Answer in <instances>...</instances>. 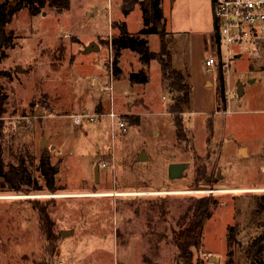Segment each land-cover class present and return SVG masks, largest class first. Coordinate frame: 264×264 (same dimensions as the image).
<instances>
[{"label":"rangeland","instance_id":"obj_1","mask_svg":"<svg viewBox=\"0 0 264 264\" xmlns=\"http://www.w3.org/2000/svg\"><path fill=\"white\" fill-rule=\"evenodd\" d=\"M46 1L37 15L22 9L13 17L7 25L12 44L0 55L5 98L0 168L7 172L23 164L42 188L22 186L16 192L0 177V264H183L173 234L192 215L191 203L201 198L216 204L193 250V264H225L229 250L231 264H247V246L264 232V44L231 51L221 46L225 99L220 101L217 68L205 66L209 55L219 60L211 0H201L195 14L193 7L187 14L182 6L174 31L165 35L172 65L187 72L190 85L179 141L159 63H150L147 83L134 85L128 80L139 68L134 52H122L118 76L105 65L113 53L110 40L118 33L112 25L124 22L128 32L139 31V5L125 16L117 5L121 0H70L69 8L60 11L53 0ZM174 1L162 0L167 20ZM184 1L177 0L179 5ZM95 39L99 50L84 54ZM146 39L152 51L160 49L157 33ZM81 61L92 65L80 66ZM102 70L106 82L100 83L110 84L109 92L90 79ZM238 81L244 84L242 95L236 91ZM77 115L95 119L75 125ZM135 117L139 122L131 125L128 120ZM118 118L125 132L117 127ZM42 140L47 147H40ZM141 153L146 158L140 160ZM43 154L54 167L53 192L39 171ZM179 162H188V168L182 178L170 180L168 165ZM207 189L247 190L196 193ZM35 204L45 207L53 222L56 250L50 257ZM229 227L234 235L230 248ZM258 248L264 262L263 240Z\"/></svg>","mask_w":264,"mask_h":264},{"label":"trees","instance_id":"obj_2","mask_svg":"<svg viewBox=\"0 0 264 264\" xmlns=\"http://www.w3.org/2000/svg\"><path fill=\"white\" fill-rule=\"evenodd\" d=\"M213 1L214 0H211L212 7ZM46 2V0H0V55L3 53L4 47H9L12 44L14 37L13 32L7 29V25L10 24L13 17L22 9H26L31 16L37 15L46 5ZM51 4L57 11L67 10L70 5V0H53ZM136 5L140 7L143 22V27L138 32H128L124 22L112 25L118 28V33L113 35L111 39V47L113 50V75L118 76L121 72L118 62L123 50L134 52L138 56V61L141 65V69L138 72H132L128 75V80L132 85L147 83L149 65L152 61H157L160 65L161 76L170 90L171 102L167 111L171 115L176 137L180 141L184 138L181 114H183L190 105L188 74L174 68L172 65V56L165 41L161 0H121V11L126 16L134 10ZM213 32L219 43L215 22H213ZM153 33H157L160 37V49L157 52L150 49L148 40L146 39L147 35ZM222 64L219 57L215 67L217 68V87L220 101L225 99V81ZM4 101L5 98L0 91V139L3 137L2 116L5 112ZM128 121L131 122V125H137L139 119L138 117L129 118ZM39 171L45 179V187L47 190L53 192L55 171L49 159L44 154L39 160ZM0 177L5 179L10 190L16 192L23 191L22 186L34 190L42 189L35 186V181L32 180L23 164L15 168H10L7 172H4L3 169L0 168ZM215 204L216 200L210 201L207 198H201L192 202L188 209L192 212V215L187 219L184 227L174 232L173 242L178 251V258L183 264H193V250L199 248L201 244L204 223L211 216L210 207ZM34 210L37 213L40 231L46 241L45 254L50 257L56 250V244L53 245L55 236L52 232L53 222L45 207L35 204ZM233 240V229L229 227L226 238L228 248L231 247ZM260 240L264 241V232L262 236L247 246L245 250L247 264H264V262L258 259V255L263 252L262 248H258ZM232 255V251L229 250L227 252L228 259L225 264H231Z\"/></svg>","mask_w":264,"mask_h":264},{"label":"built area","instance_id":"obj_3","mask_svg":"<svg viewBox=\"0 0 264 264\" xmlns=\"http://www.w3.org/2000/svg\"><path fill=\"white\" fill-rule=\"evenodd\" d=\"M213 22L216 23L219 43L213 32L214 44L217 48V54L221 58L220 51L223 45L227 51L233 50L238 46L249 45H263L264 44V0H214L212 7ZM110 50L111 40H110ZM236 54V53H234ZM232 56L228 54L229 58ZM105 65L109 69V74L113 75V53L109 52L108 57L104 60ZM205 66L208 70H212L216 66V58L209 55L205 59ZM99 85L100 89L104 92L112 90L110 84H95ZM111 119L116 115L111 112L109 114ZM86 118L89 121H94L95 116L91 115H77L73 117L75 125H81L82 119ZM117 127L125 132L126 125L119 118L117 119ZM219 190H197L199 194H212L217 193ZM62 264V263H59Z\"/></svg>","mask_w":264,"mask_h":264},{"label":"crops","instance_id":"obj_4","mask_svg":"<svg viewBox=\"0 0 264 264\" xmlns=\"http://www.w3.org/2000/svg\"><path fill=\"white\" fill-rule=\"evenodd\" d=\"M203 4V3H202ZM117 5H118V7L121 9V1L120 2H118L117 3ZM182 6H186L185 7V9H184V12H186L187 14H190V10H189V8L188 7H193L194 8V11H193V14H195V11H197V10H200L201 11V9H200V6H201V0H186V1H184L182 4H178V2H177V0L176 1H174V3H173V6H172V12H171V14H170V19L169 20H167L166 18H164V15H163V23H164V29H165V35L169 32H173L174 31V25H175V20H176V16H177V18L180 20V17H179V15H180V12L182 11ZM161 9H162V14H163V5H162V0H161ZM177 10H179V13L178 14H174V12L175 11H177ZM141 11V10H140ZM203 11H204V20H206V18H207V15H206V11H205V8L203 7ZM176 15V16H175ZM141 19H142V16H141ZM114 20V19H113ZM111 21H112V18H111ZM205 26H206V22L205 23H202V28H203V30H205L206 28H205ZM143 27V22H142V20H141V28ZM140 28V29H141ZM211 28H212V32H213V25L211 26ZM139 29V30H140ZM208 30V29H207ZM71 31H66L65 33H70ZM138 32V31H137ZM136 33V32H135ZM97 39H95V40H93L94 42L96 41ZM148 40V39H147ZM92 42V41H91ZM97 43V42H96ZM149 43V42H148ZM98 44V43H97ZM99 45V44H98ZM100 46V45H99ZM150 47V46H149ZM151 49V48H150ZM125 50H123L122 52H124ZM122 52H121V54H122ZM155 52V51H154ZM120 58H121V55H120ZM120 58H119V61H120ZM137 61H138V56H137ZM89 62V61H88ZM139 62V61H138ZM119 63V62H118ZM82 64H84V65H82ZM85 64H88V65H92V63H87V61H84V62H80V66H85ZM119 66V65H118ZM150 66V65H149ZM141 69V65H140V63H139V68L137 69V71L136 72H138L139 70ZM177 69V68H176ZM78 70H80L81 72L83 71V70H85V69H78ZM148 70H149V68H148ZM178 70H180V69H178ZM94 71V70H93ZM180 71H182V72H184V70H180ZM93 74V76L90 78L91 80H92V82H94L95 84L97 83V84H101L100 83V81H103L104 83L106 82V81H104V77H103V70H102V72H96L95 71V73L94 72H92ZM184 73H187V72H184Z\"/></svg>","mask_w":264,"mask_h":264},{"label":"water","instance_id":"obj_5","mask_svg":"<svg viewBox=\"0 0 264 264\" xmlns=\"http://www.w3.org/2000/svg\"><path fill=\"white\" fill-rule=\"evenodd\" d=\"M98 50H99V45L96 42L92 41L87 46L84 47L83 53L87 54L92 51H98ZM18 70L19 71L21 70L20 67L18 68ZM243 87H244V84L242 82L238 81L236 83V91L238 95L243 94ZM40 147L41 148L47 147V142L45 140H42ZM51 149H54V147L52 146ZM243 151L244 149H241L242 154H243ZM144 158H146L145 153H141L139 156V159L142 160ZM188 165H189L188 162L170 163L167 168L168 178L170 180L182 178L184 175V171L188 168ZM98 172H99V166L96 164L94 166V175H95L96 182L98 181ZM61 235L63 236L65 235V233H61ZM214 259H216V257H212L210 261H214Z\"/></svg>","mask_w":264,"mask_h":264},{"label":"bare ground","instance_id":"obj_6","mask_svg":"<svg viewBox=\"0 0 264 264\" xmlns=\"http://www.w3.org/2000/svg\"><path fill=\"white\" fill-rule=\"evenodd\" d=\"M247 189H232V190H221V191H216V192H245ZM75 196H80V195H75ZM14 198V197H13Z\"/></svg>","mask_w":264,"mask_h":264},{"label":"flooded vegetation","instance_id":"obj_7","mask_svg":"<svg viewBox=\"0 0 264 264\" xmlns=\"http://www.w3.org/2000/svg\"><path fill=\"white\" fill-rule=\"evenodd\" d=\"M205 180H206V181H209V177H206Z\"/></svg>","mask_w":264,"mask_h":264}]
</instances>
